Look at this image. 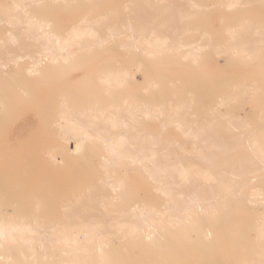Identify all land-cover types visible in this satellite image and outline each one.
<instances>
[{
  "label": "bare ground",
  "instance_id": "obj_1",
  "mask_svg": "<svg viewBox=\"0 0 264 264\" xmlns=\"http://www.w3.org/2000/svg\"><path fill=\"white\" fill-rule=\"evenodd\" d=\"M111 1L0 0V264H205L222 234L244 238L236 205L264 206V132L224 100L201 117L164 100L167 59L200 66L202 46L180 41L200 17L264 0ZM257 18L228 31L256 39L215 46L214 63L264 73ZM255 222L257 260L232 264H264Z\"/></svg>",
  "mask_w": 264,
  "mask_h": 264
},
{
  "label": "rangeland",
  "instance_id": "obj_2",
  "mask_svg": "<svg viewBox=\"0 0 264 264\" xmlns=\"http://www.w3.org/2000/svg\"><path fill=\"white\" fill-rule=\"evenodd\" d=\"M124 1H111L107 7L115 6L119 2H121V7H123L122 5L126 6L128 4H130L131 9L135 7V5L132 6L134 0H127L125 1L126 3ZM243 1L247 3L249 0ZM208 3L213 2L209 1ZM254 15H258L257 20L260 19V16H264V5L262 3L246 4L233 14L219 10V12L213 14L208 19L201 16L199 22L207 21L202 23L201 26L194 27L191 34L180 38V41L185 44L194 43V45L202 46V50L199 51V57H197L200 66L194 70L185 69L183 67L173 66L175 62L171 59L166 60L164 66L165 103H171L173 107H180L183 111L187 110L195 114V117H201L209 110L210 106L215 105L218 101L224 100L230 104V110L227 107L223 109V112H232L228 115L229 119L244 118L249 121L252 127L258 129V132H264L262 130L264 129V73H256L257 67L248 69L243 67V65L234 64L226 56L217 58V62L215 63L211 58L213 49L217 45L222 46L232 43L234 45L243 44L242 46L244 47L249 46L250 41L255 40L256 36L250 35L251 33L249 32L248 34H238L232 39L228 31L240 26L242 21H245L247 18H252ZM256 23L257 21L253 25H256ZM2 33L0 31V35ZM186 76L192 77V81L188 82V84L185 82ZM194 81L195 84L193 83ZM248 87L255 88L259 98L245 100L242 92ZM231 95H235L236 97L230 98ZM168 135L177 138V133L174 129H170ZM168 135L166 141L171 139ZM179 141L182 140L179 139ZM188 148H191V146L188 145ZM236 150L242 152L245 148L242 146ZM223 180L225 179L223 178ZM240 206L242 204L236 205L233 211H236L234 214L237 215L233 219V223L234 226L236 223L241 226L243 225L241 229L247 231L244 238L237 236V239H241V241H229L230 234H222V242L216 244L219 250L202 251L204 257L201 263L208 264L216 262L218 264H232L233 262L239 261L251 262L257 260L255 256L259 248L254 242L256 236L255 218L264 213V206L260 207L262 209L252 207L251 205ZM229 230H232V228H229ZM230 249H234L231 251L237 252L239 255L234 258L225 255ZM213 253L224 256L217 259L208 258ZM134 254L140 260L142 255L141 251L137 249L134 251ZM153 262L151 261V263ZM180 262L176 260L171 263L179 264Z\"/></svg>",
  "mask_w": 264,
  "mask_h": 264
}]
</instances>
